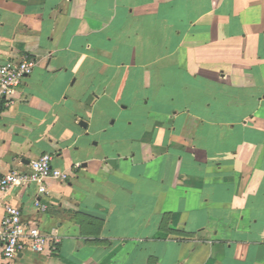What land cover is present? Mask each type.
I'll list each match as a JSON object with an SVG mask.
<instances>
[{"label": "crops", "instance_id": "obj_1", "mask_svg": "<svg viewBox=\"0 0 264 264\" xmlns=\"http://www.w3.org/2000/svg\"><path fill=\"white\" fill-rule=\"evenodd\" d=\"M27 54L0 178L69 177L46 211L0 191L59 238L0 264H264V0H0V64Z\"/></svg>", "mask_w": 264, "mask_h": 264}, {"label": "built area", "instance_id": "obj_2", "mask_svg": "<svg viewBox=\"0 0 264 264\" xmlns=\"http://www.w3.org/2000/svg\"><path fill=\"white\" fill-rule=\"evenodd\" d=\"M38 60L32 55H24L21 60H7L0 64V105L10 106L16 90L23 80L32 74ZM54 156L44 153L35 159L28 171L12 170L0 178V191L8 193L14 187L27 188L37 186L35 206L40 211H46L48 204L42 197L47 194V184L50 179L67 180L69 174L53 165ZM5 213L0 222V248L5 260H14L20 253H53L57 250L59 238L41 231L37 222L24 221L20 208L2 203Z\"/></svg>", "mask_w": 264, "mask_h": 264}, {"label": "rangeland", "instance_id": "obj_3", "mask_svg": "<svg viewBox=\"0 0 264 264\" xmlns=\"http://www.w3.org/2000/svg\"><path fill=\"white\" fill-rule=\"evenodd\" d=\"M132 116H133V113L132 112H124L123 115L120 116V121H118L117 125H119V123L122 125V129L121 130H124V128L127 127L126 126L127 121L131 120L132 119ZM132 130H134V129H132ZM113 132H115V131H113Z\"/></svg>", "mask_w": 264, "mask_h": 264}]
</instances>
